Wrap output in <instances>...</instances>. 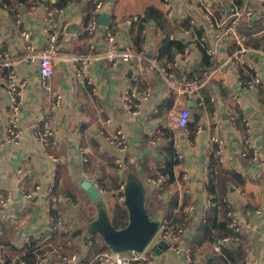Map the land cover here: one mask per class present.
Instances as JSON below:
<instances>
[{
	"label": "crops",
	"instance_id": "crops-1",
	"mask_svg": "<svg viewBox=\"0 0 264 264\" xmlns=\"http://www.w3.org/2000/svg\"><path fill=\"white\" fill-rule=\"evenodd\" d=\"M104 1L103 12L111 14L110 24L100 23L97 34L92 36L84 32L85 0L70 1L64 13L55 15L59 31L57 55L54 73L48 78L46 88L41 81L38 61L26 59L27 42L21 33L29 30L33 42L39 48H45L44 15L56 0L12 1L10 4L0 0V58L8 53L14 61L12 67H3L0 73V170L3 189L10 198L7 206L0 208L1 242L4 238L23 248L31 239L52 232L48 229L47 202L54 179L58 191L70 198L61 200L51 211L63 218L64 229L61 231H78L85 227V231L76 234L72 240L80 251L70 256L78 255L85 264H102L100 256L89 254L94 235L87 232V224L96 217L97 210L95 201L82 187V181L98 180L96 175L85 170V154L92 150V142H96L99 151L122 160L119 174L123 180L127 171L134 170L143 179L147 191L148 188L152 190L157 180L145 177L143 165L156 167L165 162L163 154L158 152L165 139L156 134L162 127H168L174 131L179 160L171 191L178 192L179 206H183L182 221L188 215L183 239L191 250L192 260L169 249L166 243H159L153 248L157 244L153 241L146 248L151 258L147 264H264V84L259 91L241 89L239 79H244V72L249 70L244 65L231 64L227 60L238 46L226 36H217L218 31L209 24L205 9L212 10L216 20L221 21L222 16L230 17L232 6L241 10L247 4L249 14L239 19L238 30L245 37L244 47L249 57L264 74V2ZM150 4L167 12L172 22L181 24L171 37L188 43L175 56V67L160 61L159 49L164 35L151 20L143 30L142 47L137 49L134 43L137 50L145 51L143 61L115 66L105 59L93 61L88 73L83 76L84 81L90 79L91 82L77 84L72 58L90 54L92 42L102 50L106 46L103 39L106 29L117 32L122 42L129 37L134 41L130 25L144 14L145 7ZM78 17L81 18L80 29L76 33L66 32L67 24ZM187 19L191 27L182 25ZM114 21L117 24L113 29L110 26ZM184 29L190 30L192 39L182 36ZM197 30H201V34L196 33ZM83 34L85 37H81ZM201 37H205L204 43L210 56V66L203 70L202 76L196 71L203 61V51L199 47ZM208 47L215 51L209 53ZM163 69L171 75L166 76ZM12 70L27 82L25 101L18 111L7 92ZM136 72L139 73L137 81L133 79ZM188 74L205 82L198 91L186 93L177 89L175 79H191ZM238 74L241 77H237ZM133 85L138 92L145 93L140 115H126L123 109L124 91ZM57 96H61L59 106L55 105ZM240 97H246L256 109L244 113ZM189 101L193 102L192 106ZM200 101L203 103L200 104ZM175 107L189 108V123H194V128L188 125L184 130L167 122L168 112ZM233 115L235 122L231 120ZM12 117L22 130L18 144L6 142V128ZM243 118H248L251 123L250 145L246 142L248 130ZM48 119L53 120L54 133L45 142L39 133L44 130ZM119 128H122L128 143L125 153L107 140ZM215 134L225 142L221 162L226 168L238 171L245 179L243 185L231 186L224 198L237 219L235 234L227 235L230 237L228 240L213 239L222 219L221 206L209 190L204 189L209 157L213 150H217V144L211 141ZM161 178L164 179L163 176ZM106 193L105 190L103 198ZM162 197L167 200L168 194L164 192ZM178 210L179 207L174 211ZM163 213L158 216L164 217ZM58 244H53L52 250L46 251L50 256L43 264H69L64 257L70 256L63 253L64 249Z\"/></svg>",
	"mask_w": 264,
	"mask_h": 264
},
{
	"label": "built area",
	"instance_id": "built-area-1",
	"mask_svg": "<svg viewBox=\"0 0 264 264\" xmlns=\"http://www.w3.org/2000/svg\"><path fill=\"white\" fill-rule=\"evenodd\" d=\"M263 1L264 0H259ZM104 0H95V7L93 10V17L86 23L84 26V32L92 36L97 34L100 27L98 22V16L103 12L104 9ZM246 6L239 10L234 6L230 9V17L222 16L221 21L216 20L215 13L205 8L207 11V19L209 24L216 28L218 31V37H228L238 46V48L232 53L229 54L227 60L231 64H241L248 68L249 76L244 79H239V85L241 89L255 90L259 91L260 87L264 84V74L261 69L257 68L252 58L248 55V50L244 47L245 37L240 34L238 30L239 19L245 15H248ZM66 11V7H51L48 8L44 15V24L43 31L47 35V46L45 48H39V46L33 42L31 32L29 30H24L21 33L22 38L27 42V55L26 59H32L38 61L39 73L41 76L42 84L48 88L47 80L54 73V59L57 55L56 43L58 40L59 31L56 28L55 24V15L62 14ZM184 38H193L190 30L184 29L183 35ZM103 39L106 43V46L99 50L96 43L92 42L90 45L91 52L88 55L74 56L72 59L75 62V81L77 84L83 85L85 81L91 82L90 79L85 80L83 76H86L88 73V68L91 66L93 61H98L100 59H105L111 62L114 66L120 63H137L141 62L146 58L144 50H137L134 46V41L131 37L126 39L124 42L119 38L117 32H113L110 29H106L103 34ZM197 40V39H196ZM200 42H205V37L199 39ZM215 50L212 47H208V52L213 53ZM155 63L154 59H151ZM14 61L12 57L5 53L0 58V73L2 72L3 67H12ZM163 72L166 76H169L168 71L163 69ZM237 77H241L240 74ZM133 79L137 81L139 79V73L136 72L133 75ZM177 82V89L180 92L193 93L198 91L203 85L204 81L200 78H191V79H175ZM26 86L27 82L21 78L16 71L12 70L10 75V80L8 82V95L10 100L16 104V111L22 108L25 97H26ZM145 99V93L138 92L135 85L131 86L129 89H126L123 94V109L126 115H140L142 113L141 104L142 100ZM203 101H200L202 104ZM61 104V96H57L55 100V105L59 106ZM231 120L235 122V116L231 117ZM190 121V111L188 107H179L171 109L167 114V122L176 128H181L187 130ZM243 123L246 125L248 130V136L246 142L250 145L251 142V123L248 118H243ZM7 136L6 142H11L18 144L22 130L19 128L17 120L12 117L9 120V124L6 128ZM54 133L53 120L48 119L44 130L40 131V138L47 142L49 137ZM107 140L119 149L122 153H125L128 149V143L126 141L124 132L122 128H119L115 134L107 137ZM211 141L217 144L216 153L222 158V152L224 150L225 142L224 139L218 135H213ZM257 155V150L254 151ZM117 163L122 166V160L116 159ZM102 196L105 194L104 188H102L95 179L91 180ZM156 183L155 180H153ZM209 177L205 176L204 179V189L208 192L209 186ZM212 195V194H211ZM213 196V195H212ZM211 196V197H212ZM9 197L5 194L2 185V173L0 170V208L6 207L9 202ZM63 199H70L68 196H63L58 189L56 188V182L53 179L51 182L50 193L48 196L47 211L49 213V223L48 229L52 232H59L64 229L63 218L61 216H55L51 213L53 208H56L57 204ZM228 215L231 216L230 225L235 228L237 225V219L234 216L233 211H229ZM188 215L180 223L173 224L167 218L163 217L159 230L154 236L152 242L156 243H166L168 248L185 255V257L190 261L192 260L191 250L188 246L185 245L183 234L185 232L187 224ZM249 225V224H248ZM3 234V227L0 224V264L6 263V256L4 252V246L1 242V237ZM230 237L225 236L222 240H228ZM49 253H45L43 258L36 264H43L46 261V258L49 257ZM64 260L69 264H85V262L78 256L72 255L70 257H64ZM102 264H147L151 262V258L147 253L146 249L142 251L128 250L123 252H116L112 250H107L102 253L100 256Z\"/></svg>",
	"mask_w": 264,
	"mask_h": 264
},
{
	"label": "trees",
	"instance_id": "trees-1",
	"mask_svg": "<svg viewBox=\"0 0 264 264\" xmlns=\"http://www.w3.org/2000/svg\"><path fill=\"white\" fill-rule=\"evenodd\" d=\"M12 1L26 2L27 0H2L3 3L10 4ZM74 0H56L52 3L53 7H65L69 2ZM80 2V0H75ZM85 10V22L87 23L93 17V9L95 7L94 0H85L83 4ZM155 21V26L159 28L163 35V41L159 49V59L161 62L167 64L170 63L174 66L175 56L177 53L184 50L188 42L172 38L171 35L175 34L176 30L179 29L180 25L177 22H172L167 12H164L155 5H147L143 15H139L138 20H133L130 25L131 34H133L134 43L137 49L142 47L144 41L143 30L147 25H150V21ZM116 21L110 26L114 29ZM183 26L191 27L189 19L182 22ZM201 30H197L196 33L201 34ZM81 37H85L83 34ZM199 47L203 51V61L197 68L198 75L202 76L203 70L210 66V56L207 53L206 45L204 42H199ZM242 71V70H241ZM245 78L249 75L248 71H245ZM188 78L192 77V74H188ZM172 103V102H171ZM170 103V104H171ZM169 104V105H170ZM190 128H194V123H189ZM157 136H163L165 139L158 152L163 154L165 162L163 165L156 167L148 166L144 164L143 174L145 177H152L157 180L155 188L150 190L148 188L146 195V207L151 217H156L159 213L164 212L163 216L167 218L171 223H180L183 219L182 208L179 206L178 192L172 190V184L175 180V166L179 163L177 158V152L174 145V131L168 127H162ZM92 150L88 151L85 155L87 161L84 162L85 170L93 175L97 176L99 185L106 190V196L104 198L109 213L111 216L112 223L116 227H123L126 225L128 220V211L126 206L123 204V189L124 183L123 178L119 174L121 166L116 162L114 156L99 151L96 142H92ZM147 162V161H146ZM208 175H209V186L208 190L221 206L222 219L220 220L216 231L213 234V239L224 238L227 235L235 234V229L230 226L231 216L228 215L229 211L232 210L225 201V196L229 191L230 187L241 186L244 184V177L235 169L226 168L221 162L219 155L212 151L209 157ZM161 176L164 177L161 178ZM160 179V180H159ZM160 181V182H159ZM166 192L168 199L162 197V194ZM179 207L178 212L174 210ZM85 231V227L80 228L78 231H67V232H49L45 236L40 238H33L31 242L23 248H18L10 240L3 238L2 242L4 245L5 255L7 256V264H33L40 261L43 254L52 250L53 244L59 243L58 247L63 248V253H67L70 256L72 253L80 251L78 245L72 240L76 234H82ZM93 244L90 246L89 254H95L96 257L107 250H110L109 246L103 241H99L93 236ZM71 241L68 244V241Z\"/></svg>",
	"mask_w": 264,
	"mask_h": 264
},
{
	"label": "water",
	"instance_id": "water-1",
	"mask_svg": "<svg viewBox=\"0 0 264 264\" xmlns=\"http://www.w3.org/2000/svg\"><path fill=\"white\" fill-rule=\"evenodd\" d=\"M99 23L109 25L111 14L102 12L98 18ZM81 18L78 17L68 23L65 30L68 33H76L80 29ZM240 104L244 113L248 114L256 109L246 97H240ZM189 105H193L189 101ZM194 118V115L191 114ZM82 187L95 201L96 217L87 224L89 234H98L109 246L110 250L123 252L128 250L142 251L152 242L159 230L162 216L151 217L146 207L147 186L143 179L134 170L126 172L123 189V204L128 211V220L125 226L116 227L111 220L107 204L90 180H83ZM158 245L155 244L153 248Z\"/></svg>",
	"mask_w": 264,
	"mask_h": 264
},
{
	"label": "rangeland",
	"instance_id": "rangeland-1",
	"mask_svg": "<svg viewBox=\"0 0 264 264\" xmlns=\"http://www.w3.org/2000/svg\"><path fill=\"white\" fill-rule=\"evenodd\" d=\"M125 177V176H124ZM94 236L99 240V241H102V238L100 237V235L98 234H94Z\"/></svg>",
	"mask_w": 264,
	"mask_h": 264
}]
</instances>
